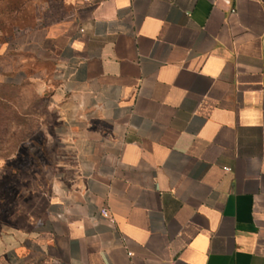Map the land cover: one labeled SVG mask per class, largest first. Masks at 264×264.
I'll return each mask as SVG.
<instances>
[{"label": "crops", "instance_id": "obj_1", "mask_svg": "<svg viewBox=\"0 0 264 264\" xmlns=\"http://www.w3.org/2000/svg\"><path fill=\"white\" fill-rule=\"evenodd\" d=\"M28 1L56 163L0 264H264V0Z\"/></svg>", "mask_w": 264, "mask_h": 264}, {"label": "rangeland", "instance_id": "obj_2", "mask_svg": "<svg viewBox=\"0 0 264 264\" xmlns=\"http://www.w3.org/2000/svg\"><path fill=\"white\" fill-rule=\"evenodd\" d=\"M29 8L28 0H0V225L28 230L41 223L47 206L54 173L44 165L56 163L48 145L56 122L42 90L45 78L40 70L26 75L23 45L2 38L21 34Z\"/></svg>", "mask_w": 264, "mask_h": 264}, {"label": "built area", "instance_id": "obj_3", "mask_svg": "<svg viewBox=\"0 0 264 264\" xmlns=\"http://www.w3.org/2000/svg\"><path fill=\"white\" fill-rule=\"evenodd\" d=\"M86 1H90V0H86ZM81 32H84V30L81 29ZM101 214H102V216H103L106 220H108L111 224H114V223H115L114 218L111 216L110 212H109L107 209H103V210L101 211Z\"/></svg>", "mask_w": 264, "mask_h": 264}]
</instances>
